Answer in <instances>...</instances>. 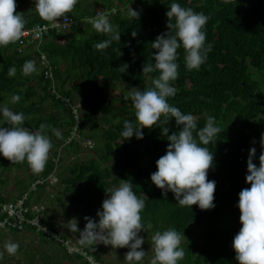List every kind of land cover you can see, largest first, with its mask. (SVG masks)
I'll return each mask as SVG.
<instances>
[{"label": "trees", "instance_id": "16d2710c", "mask_svg": "<svg viewBox=\"0 0 264 264\" xmlns=\"http://www.w3.org/2000/svg\"><path fill=\"white\" fill-rule=\"evenodd\" d=\"M131 2L79 0L69 13L74 21L70 29L56 34L49 31L42 41L34 43L35 46L30 44L23 53L16 51L15 42L0 47V107L5 106L7 98L19 94L21 101L11 103L10 109L25 114L24 126L31 131H43L50 137L53 130L63 129L58 139L65 141L72 128L77 126L80 138L93 141V146L88 147L92 153L90 159H76L69 169L62 171L68 172L61 182L64 197L69 195L78 203L89 201L83 210L76 211L80 213L78 221L81 225L86 223L84 217L96 218L110 189L118 187L121 181L130 180L138 197L145 199L146 206L141 212L145 231L139 233L144 244H152L151 237L156 231L171 227L186 238L181 244L186 255L180 264H238L232 248L233 238L242 226L236 205L240 191L250 187L245 182L249 149L256 148L253 162L259 166L260 139L264 134V0H229L227 3L225 0H177L181 6L209 17L204 26L205 43L212 45L207 61L198 71L186 70L184 50H178L179 76L172 82L177 93L168 98V102L182 112L194 114L199 127L204 126L208 115L216 117L221 133L216 142L208 145L214 152L213 166L216 168L208 170V179L216 181L217 189L214 192L215 207L210 210H200L196 205L181 207L176 204L173 193L164 197L151 183L150 176L157 170L156 161L165 154L168 144L159 127L143 129L144 137L140 140L133 136L123 141L121 136L123 122L134 119L128 99L130 89L143 90L152 86L156 73L144 74L142 68L145 63L152 62V54L156 51L151 43L168 31L166 12L172 0ZM129 5L133 10H140L137 21L127 17ZM96 14L108 16L121 33L120 40L103 51L94 47L95 43L107 38L92 26ZM24 19L25 28L51 23L39 17L36 10ZM132 31L137 32L136 37L131 36ZM41 55L52 67V80L44 78L38 61ZM28 60L39 63L40 68L23 76L21 67ZM125 64L128 67L121 73L120 67ZM13 66L17 72L10 77L8 70ZM111 94L115 95L110 97ZM47 100L51 101V111L45 105ZM75 100L89 103L90 112L83 111L81 117H77L79 112L73 111ZM41 124L45 125L44 129H40ZM165 126L170 130L169 135L179 130L174 118ZM79 145V140L75 139L66 146L62 142L61 147L65 151L72 148L77 153ZM56 156L55 152L48 158L43 172L34 174L30 171L27 184L18 180V195L13 199L0 195V223L14 218H9L3 209L23 197H26L24 206L27 208L41 204L34 196L46 187L45 184L37 185L33 190L29 187L54 172L56 163L62 159L58 155L55 161ZM7 160L0 156V170L4 169ZM10 164L16 168H29L27 162L10 161ZM3 183L0 173V187ZM41 223L56 234L57 239L38 233L34 227L17 230L5 225L0 228V244L11 233L12 239L18 234L27 237L34 233L44 244H52L62 251L61 258H56V251L41 256L39 262L30 259L21 263L19 260L12 262L13 256L7 258L4 255L0 264H69L73 260L90 264L80 254L67 256L65 252L67 248L63 243L72 235L78 238L79 232L74 233L75 236L61 233L45 216ZM79 229L82 231L83 227ZM76 247L93 257L97 264H113L105 261L110 252H114L115 264L126 261V248L115 249L102 243L87 248H81L79 244Z\"/></svg>", "mask_w": 264, "mask_h": 264}, {"label": "clouds", "instance_id": "9594fccd", "mask_svg": "<svg viewBox=\"0 0 264 264\" xmlns=\"http://www.w3.org/2000/svg\"><path fill=\"white\" fill-rule=\"evenodd\" d=\"M78 2L79 0H34L39 17L51 22L45 27L67 24L70 19L65 30L70 29L74 23L69 13ZM227 2L229 0H225V3ZM168 9V31L157 36L151 43L152 49L156 51L152 54V62L145 63L142 68L144 74L156 73L152 78V86L143 90L130 89L128 99L134 111V119L123 122L121 136L123 141L133 136L140 140L144 137L143 129L159 127L168 144L165 154L156 161L157 170L150 176L151 183L161 190L164 197L169 192L173 193L176 204L181 207L191 208L196 205L200 210H210L215 207L213 201L216 181L208 179V170L213 167L214 161V152L208 145L216 142L221 133L216 117L208 115L204 126L199 127L194 114L182 112L168 102V98L177 93L172 82L179 76L178 50H184L186 70L198 71L207 61L212 45L205 43L207 34L204 26L209 17L190 7L181 6L177 0H172ZM140 14V10H133L128 6L126 15L129 19L137 21ZM24 18L26 17L22 13L16 12V0H0V47L15 42L16 51L24 52L25 49L21 52L17 50V41L24 35L25 29L39 25L25 28ZM62 18L64 23H59ZM93 20L94 30L107 37L94 44L97 50H106L114 41L120 40L118 27L114 26L108 17L96 14ZM49 31H52L51 34L58 33L55 29H48L43 36L48 35ZM131 36L136 37L137 32L132 31ZM40 41L26 43L28 46H35L34 43ZM41 57L46 59L41 55L38 61ZM127 67V64L121 66V73L125 72ZM36 71L34 60L25 61L21 67L23 76H29ZM16 72L17 69L13 66L9 68L8 75L15 76ZM21 99V95L13 94L10 101L16 104ZM173 118L179 130L169 135L170 130L165 125ZM26 119L23 112H15L7 105L0 107V156L12 162H27L33 173H41L53 147L52 140L43 131L33 132L25 127ZM44 128L45 125L41 124L40 129ZM75 128H72L63 146L77 139L72 137ZM75 132L78 134L77 130ZM260 146L259 166L253 162L256 159V148L249 149L245 182L250 184V187L240 191L236 205L242 226L233 238L232 248L238 264H264V134L261 135ZM48 178L52 179L50 185L56 181L55 177L52 178V173L44 179L47 181ZM121 182L118 187L109 190L107 198L96 213V218L84 217L86 223L82 231L78 228L76 218L67 224L72 233L79 232L76 239L81 248L101 243L115 249L127 247L129 251L125 259L128 264H139L148 253L141 248L145 240L139 235L142 230L145 231L141 217V212L146 206L145 199L138 197L130 180ZM47 185L48 181L45 183V186ZM43 212L46 219L45 209ZM182 239H186L185 236L175 228L156 231L151 237L153 255L148 264H180L186 255L181 246ZM19 247L16 242H7L4 250L0 251V260H3L5 252L15 255Z\"/></svg>", "mask_w": 264, "mask_h": 264}, {"label": "rangeland", "instance_id": "374dc122", "mask_svg": "<svg viewBox=\"0 0 264 264\" xmlns=\"http://www.w3.org/2000/svg\"><path fill=\"white\" fill-rule=\"evenodd\" d=\"M33 11H35L34 0H16V12L22 13L24 15V17H28L32 14ZM100 16H104V15H100ZM106 17H108V16H106ZM27 46H28V44L24 43L22 48L26 49ZM36 66L38 68H40L39 63H37ZM113 95H115V94H111L110 97H112ZM6 101H7V103L5 105H7L10 108V106H11L10 99L7 98ZM50 103H51V101H48V100L45 102V105L48 106V111L52 110L49 106ZM75 103H76V109H75L76 111L75 112H79L77 117H81L83 111H85L86 113L90 112V104L87 103L86 101L82 102L81 100H78V101L75 100ZM99 114H97L98 119H100ZM62 130L63 129L53 130V135L50 136L51 140H53L52 141L53 147L49 152L48 158L52 157L55 152L57 153V156L54 158L55 161H56L58 155L62 158L60 161H58L56 163L55 170H54V172H52V178L55 177L56 181L50 185L49 182L52 179L48 178L49 179V180H47L48 185L44 189L38 190V193L34 197L39 198L37 200H41V205L44 207L45 212H46L47 221L52 222L51 220L54 219L56 221L55 224H57L58 229H60L62 231L61 233H64L63 231L65 230L64 227H63L64 230H62V226H61V224H62L66 227L65 233L67 235L68 234L72 235L74 233H72L69 230V228H67V227H69V225L67 223L70 220H72L73 218H76L78 220L80 213L76 212V211L79 209H80V211L83 210V208L88 206L89 201H85V202L82 201V202L78 203L77 201L74 202L69 195L64 197V192H63L64 186L61 182H62V178L66 177L68 175V172L62 173V171L64 169H69L74 164L76 159H78L80 161L81 160L86 161V160L90 159L92 157V153H90L88 151V147L93 146V141L86 140L82 136H81V138L77 137V139L79 140V143H80L79 151L77 153H74L72 148L65 151V149L63 150V147H61L62 142L64 144L65 141H62V140L59 141V139H58L59 133ZM84 131H85V133H87L86 130H84ZM53 136H55V138H53ZM88 142H90V146H88ZM30 171L32 172L30 167L28 169L23 168V167L16 168L10 164L9 160H7L4 164V169L0 170L1 177L4 181V183L0 187V195L7 198L8 200L13 199L12 197H15L16 195H18V190H19L18 185L16 183L18 182V180H20V181L27 184V182L30 179V174H31V173H29ZM34 174H37V173H34ZM89 196L91 197V195H89ZM58 197L61 198L60 201L56 200V198H58ZM67 212H68V214H67ZM66 224H67V226H66ZM84 226H85V224L81 225L80 222L78 221V228H80V227L84 228ZM74 236H75V234H74ZM12 238H13V234L11 233L10 236L8 235L7 238L3 239V241L0 244V251L4 250V245L9 241L16 242L20 245V248H21L20 252H17L15 255H8L5 252V256L7 258H11L13 256L12 262H16V260H19V261H21V263H23L24 260H30V259L35 260V262L36 261L39 262V261H41L40 257L45 256V254H47L49 252V249H50V253H52V252L55 253L57 251L55 253L56 258H61V255H62L61 252L62 251H58L56 246H54L52 244L46 245L43 242H41L43 240L39 239L37 234H34V233L28 234L27 237L23 236V234H18L15 236L14 239H12ZM38 241H39V243H38ZM69 242H70V244L68 246L69 248L67 249V252H66L68 254L67 256H71L72 253L76 252V249H74V247H76L78 245L76 236L74 238L72 235V238H69ZM125 248L127 249V251H126V253H127L129 251V249L127 247H125ZM141 248L145 252H148V253H147L146 257L144 258V260L142 262H139V264H148V261L151 259L152 255H153V250H152L151 244H147V245L142 244ZM114 259H115L114 252H110L105 257L106 262H110L113 264H115L113 261ZM62 263H64V261ZM69 264H81V263H80V261L73 260ZM118 264H128V262L125 261L123 263L120 261V262H118Z\"/></svg>", "mask_w": 264, "mask_h": 264}, {"label": "built area", "instance_id": "2783aa9c", "mask_svg": "<svg viewBox=\"0 0 264 264\" xmlns=\"http://www.w3.org/2000/svg\"><path fill=\"white\" fill-rule=\"evenodd\" d=\"M59 23H64L63 18L58 21ZM70 23V19L68 20L67 24H59V25H54L52 24L51 26L45 27V25H37L36 27L32 29H25L24 30V35L17 41L18 48L17 50L21 52L23 50L22 46L24 43L29 42L32 43L34 41H40L41 37L43 36V33H45L48 29H55L57 32L65 30ZM40 65L41 68L44 71V78H49L53 79L52 77V67L48 64L47 60L44 57L40 58ZM52 92H54V88H52ZM75 112L76 110L73 109ZM76 128L73 131L72 137H78L77 133L75 132ZM88 146H90V142H88ZM47 181L45 179H38L33 183V186L31 188L35 189L37 185H42L45 184ZM26 197H23L20 200H17L14 203H11L3 209L8 215L9 218L12 220H6L5 222L3 221L0 223V228H3L5 225H7L10 228L17 229V230H23L25 229L26 226L34 227L35 230L38 233H46L47 236L53 237L57 239V235L54 234L52 231H50L47 227H45L41 221L44 217V208L43 206H31L29 208L24 206V200ZM46 229V231L44 230ZM50 239V238H49ZM48 239V240H49ZM51 240V239H50ZM70 242L65 241L63 243L64 246L68 249ZM67 249L65 250L67 252ZM76 249V252L72 253L75 254H80L83 258H85L90 264H97L95 259L91 256H89L86 252L82 251L78 247H74Z\"/></svg>", "mask_w": 264, "mask_h": 264}, {"label": "crops", "instance_id": "0c3cea01", "mask_svg": "<svg viewBox=\"0 0 264 264\" xmlns=\"http://www.w3.org/2000/svg\"><path fill=\"white\" fill-rule=\"evenodd\" d=\"M51 221H52L51 223L54 222V224H55V222H56L54 219H52ZM57 223H58V222H57ZM55 225L57 226V224H55ZM61 226L65 228V230H64V228H63V230H64L63 232H65V231H66V227H65L64 225H62V224H61ZM66 226H67V224H66ZM57 228H58V227H57ZM67 228H69V227H67ZM48 253H50V249H49V252H48ZM52 254H53V252H52Z\"/></svg>", "mask_w": 264, "mask_h": 264}, {"label": "bare ground", "instance_id": "6f19581e", "mask_svg": "<svg viewBox=\"0 0 264 264\" xmlns=\"http://www.w3.org/2000/svg\"><path fill=\"white\" fill-rule=\"evenodd\" d=\"M242 55H243V54H242ZM240 57H241V56H240ZM233 58H234V57H233ZM242 58H243V57H242ZM225 151H226V150H225ZM219 153H220V152H219ZM219 153H218V154H219ZM224 153H226V152H224ZM224 155H225V154H224ZM216 161H217V160H216ZM214 165H215V164H214ZM213 167H214V166H213ZM214 168H215V167H214ZM215 169H216V168H215ZM212 172H213V171H212ZM210 174H211V173H210ZM216 190H217V189H216Z\"/></svg>", "mask_w": 264, "mask_h": 264}]
</instances>
